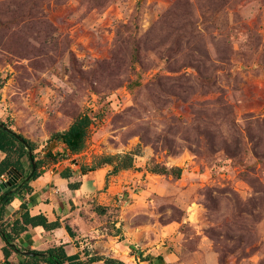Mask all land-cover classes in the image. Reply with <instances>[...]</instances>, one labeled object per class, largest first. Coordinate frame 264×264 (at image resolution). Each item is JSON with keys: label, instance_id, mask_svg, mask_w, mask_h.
<instances>
[{"label": "rangeland", "instance_id": "rangeland-1", "mask_svg": "<svg viewBox=\"0 0 264 264\" xmlns=\"http://www.w3.org/2000/svg\"><path fill=\"white\" fill-rule=\"evenodd\" d=\"M0 80V121L35 160L57 143L42 172L134 154L100 168L104 194L74 216L80 253L119 254L82 237L95 225L134 241L126 264H264V0H0ZM83 114L87 146L67 157L53 136Z\"/></svg>", "mask_w": 264, "mask_h": 264}, {"label": "trees", "instance_id": "trees-1", "mask_svg": "<svg viewBox=\"0 0 264 264\" xmlns=\"http://www.w3.org/2000/svg\"><path fill=\"white\" fill-rule=\"evenodd\" d=\"M3 85L4 81L0 80V89ZM91 125L92 118L90 115L83 114L75 120L69 129L55 133L53 139L64 144L67 157L81 154L87 146ZM18 136L19 137L8 133L0 127V151L4 154V158L0 160V182H3V178L12 170L21 177L17 184L8 187L0 193V223L5 216L6 206L10 205L16 198L22 199L25 192L32 191L30 183L42 176L43 172L41 169L44 168L46 161L57 160V156L53 152H50L45 155L43 159L33 162L30 155L33 154L34 159L36 158L34 154L37 150L36 143L20 134H18ZM134 160L133 153L124 156L102 157L97 165L88 169L82 168V174L86 175L88 172L96 171L104 164H114L113 174H117L122 170L132 168L134 166ZM151 170L158 174H170L178 179L181 178L182 175V169L179 168L168 170L156 166ZM61 175L68 178L72 175V171L71 169H65ZM78 186L79 184H70L71 188H76ZM93 211L100 217H108L112 213L111 208L100 205L94 206ZM20 213V216L14 221H8L4 226L0 224V237L3 242L2 252L5 264H15L11 260L14 254L19 257L17 264H89L99 261H105V264H125L121 260L106 258L104 256L88 257L89 254L87 255V252H85L88 257L86 261L82 259L80 254L69 255L65 249V245L55 246L46 251H23L18 248L16 241L25 234L30 227L36 228L41 226L46 231L51 232L62 227V223L59 220L52 222L44 214L33 216L25 203L21 205ZM66 229L72 237L75 236L69 225H66ZM119 232L121 233L120 230ZM130 248L133 249V246ZM28 252L31 254L27 255L26 253Z\"/></svg>", "mask_w": 264, "mask_h": 264}, {"label": "crops", "instance_id": "crops-1", "mask_svg": "<svg viewBox=\"0 0 264 264\" xmlns=\"http://www.w3.org/2000/svg\"><path fill=\"white\" fill-rule=\"evenodd\" d=\"M3 158L4 154L0 151V160H2ZM64 170L65 169L54 170L53 168H51L43 172L42 176L39 179L30 183L32 191L25 192L22 199H14L10 205L6 206L5 212L10 218L9 221H14L20 216L21 205L25 203L33 216L44 214L50 221L54 222L59 220L62 223V227L51 232L46 231L41 226L36 228L30 227L29 230L16 241V245L19 249L23 251H46L49 248L55 246L65 245V249L69 255L80 254L82 259L84 260L83 257L86 255V253H80L79 249L75 246L76 244H73L74 239L76 238L75 232L79 233V231L75 228V224H77V222L75 221L74 216H77L81 212L80 210H82L83 201L87 200V198L93 199L98 195L104 194L101 193V191L105 186L107 174L101 176L100 172L103 169L88 172L86 175H83L82 172L78 173L77 171L71 169L72 175L67 178L61 175ZM2 181L5 182L6 178H3ZM70 184H79V186L76 188H71ZM93 216L96 217L95 221L100 222L103 218H105L100 217L94 211ZM120 219L121 218L119 216V219L116 222H113V224H115L116 226L120 225V227L123 228V220ZM66 225H69L71 227L75 234L74 237L69 234L66 229ZM86 232L90 234L89 236L95 238V244H93V247H95V249L97 250L100 247L103 248L104 243L107 244V242L102 240L103 238L107 236L109 238H117V246L114 251H118L119 254H114L112 250L108 253L109 255H107L106 251H103L104 253H100L109 256H104L106 258H113L121 260L125 264L127 263L126 259H124L123 255H120V253L129 254L131 250L130 247L132 245L135 246V244H133L134 241L131 242V239L129 238L125 239L124 241L122 240L121 237H124V234L126 236V233H124V231V234H122V231L121 233L118 231L117 235L112 236L108 233H101L100 229L95 225H87L82 229V237L85 236ZM0 241H2L1 237ZM73 249H76V251L71 253ZM111 252H113V255ZM88 257L94 256L92 254H89ZM99 262L101 264H105V261Z\"/></svg>", "mask_w": 264, "mask_h": 264}, {"label": "water", "instance_id": "water-1", "mask_svg": "<svg viewBox=\"0 0 264 264\" xmlns=\"http://www.w3.org/2000/svg\"><path fill=\"white\" fill-rule=\"evenodd\" d=\"M0 127L3 128L6 132L11 133V134H14V135H16L17 137H19L18 134H17L15 131H13L9 126H7V125L1 123V121H0ZM56 144H57V143L55 142L53 145L46 147V148L44 149V153H45L46 155L49 154L50 151L52 150V148L54 147V145H56ZM30 156H31V160L34 162L35 159H34V157H33V154H31ZM34 168H35V166H34ZM14 172H15L14 170H12V171L9 172L8 175L10 176V179H9L8 181L0 182V193H1L3 190L7 189L8 187H10V186L15 185V184L18 183V181H19V175H17L16 172H15V173H16V174H15ZM26 254H27V255H30L31 253L28 252V253H26Z\"/></svg>", "mask_w": 264, "mask_h": 264}, {"label": "bare ground", "instance_id": "bare-ground-1", "mask_svg": "<svg viewBox=\"0 0 264 264\" xmlns=\"http://www.w3.org/2000/svg\"><path fill=\"white\" fill-rule=\"evenodd\" d=\"M100 174H101V176H103V173L102 172H100ZM102 179V178H101Z\"/></svg>", "mask_w": 264, "mask_h": 264}]
</instances>
